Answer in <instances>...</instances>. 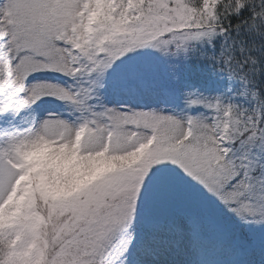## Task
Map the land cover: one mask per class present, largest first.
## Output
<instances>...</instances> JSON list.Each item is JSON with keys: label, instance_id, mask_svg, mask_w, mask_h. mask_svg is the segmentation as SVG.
Masks as SVG:
<instances>
[{"label": "snow or ice", "instance_id": "6c2138e0", "mask_svg": "<svg viewBox=\"0 0 264 264\" xmlns=\"http://www.w3.org/2000/svg\"><path fill=\"white\" fill-rule=\"evenodd\" d=\"M0 264H264V0H0Z\"/></svg>", "mask_w": 264, "mask_h": 264}, {"label": "rangeland", "instance_id": "374dc122", "mask_svg": "<svg viewBox=\"0 0 264 264\" xmlns=\"http://www.w3.org/2000/svg\"><path fill=\"white\" fill-rule=\"evenodd\" d=\"M48 107H58L57 105H48Z\"/></svg>", "mask_w": 264, "mask_h": 264}]
</instances>
